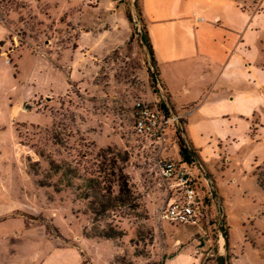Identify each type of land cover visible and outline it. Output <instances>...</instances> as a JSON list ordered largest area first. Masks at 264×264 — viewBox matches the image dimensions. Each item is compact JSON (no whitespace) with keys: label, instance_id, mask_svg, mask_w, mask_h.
<instances>
[{"label":"rangeland","instance_id":"374dc122","mask_svg":"<svg viewBox=\"0 0 264 264\" xmlns=\"http://www.w3.org/2000/svg\"><path fill=\"white\" fill-rule=\"evenodd\" d=\"M135 1L125 13L133 23L117 19L113 30L108 23L92 25L100 51L80 57V85L71 83L66 93L64 72L36 51L52 54L79 35L84 44L95 37L77 30L68 13L55 14L50 3L0 0V51L10 63L0 56V264H164L178 253L170 264L193 258L194 264H218L221 254L224 264H264V190L244 174L250 165L243 158L232 160L216 198L199 167L180 158L195 176L202 217L196 225L158 221L174 190L156 163L173 160V152L177 159L178 148L176 130L167 133L168 156L134 133L135 102L159 105L163 95L134 27ZM254 1L263 8V0ZM86 18L98 21L94 14ZM258 34L255 64L264 65ZM256 83L264 88L262 74ZM257 156L264 157V148L253 150L251 163ZM257 175L264 187V166ZM120 176L128 181L130 201L119 196Z\"/></svg>","mask_w":264,"mask_h":264},{"label":"crops","instance_id":"0c3cea01","mask_svg":"<svg viewBox=\"0 0 264 264\" xmlns=\"http://www.w3.org/2000/svg\"><path fill=\"white\" fill-rule=\"evenodd\" d=\"M41 1L50 3L55 14L68 13L77 30L95 37V41L92 39L84 44L83 36L79 35L75 42L52 54L36 51L52 67L64 72L67 93L71 83L79 84L80 57L86 60L100 51V36L95 34L92 25L108 23L109 30H113L117 19L126 24V9H130L135 0H127L128 6L122 0ZM139 2L160 90L169 95L178 120L183 121L185 136L200 160L195 165L203 175L202 180L209 183L216 198L215 190H223L232 160L243 158L244 163L250 165L244 174L250 176L255 189L263 191L257 172L264 166V157H254L251 163L249 156L254 149L264 148V88L257 90L256 83V74L260 73L264 85V65L255 64L254 41L256 33L264 36L261 26L264 0L263 8L254 0L248 5L239 0ZM88 13L96 15L98 21L86 18ZM0 56L5 59V64H10L5 52L0 51ZM240 84L245 89H240ZM170 129L174 133L177 130L175 120ZM174 143L177 146L176 140ZM170 157L173 161L180 160L179 152L177 159L174 152ZM58 250L61 249L54 251ZM179 254L164 264L175 261ZM195 262L193 258L190 264ZM90 264L94 263L90 261ZM106 264H114L113 259Z\"/></svg>","mask_w":264,"mask_h":264},{"label":"built area","instance_id":"2783aa9c","mask_svg":"<svg viewBox=\"0 0 264 264\" xmlns=\"http://www.w3.org/2000/svg\"><path fill=\"white\" fill-rule=\"evenodd\" d=\"M132 118L136 136L150 142L162 155L169 142L167 133L174 118L166 117L159 105L143 101L135 102ZM156 166L161 179L169 182L174 190L172 200L161 208L158 221L172 225H196L202 217L204 203L195 190V176L177 161L159 158Z\"/></svg>","mask_w":264,"mask_h":264},{"label":"trees","instance_id":"16d2710c","mask_svg":"<svg viewBox=\"0 0 264 264\" xmlns=\"http://www.w3.org/2000/svg\"><path fill=\"white\" fill-rule=\"evenodd\" d=\"M134 4L136 5V1L134 2ZM136 14H137V21H138L139 28H140L139 31L142 35L143 40H144V45H145L144 49H145L147 55H149V58L151 60V66L149 65L151 72L154 71V73L157 77V80L159 82V78H158L159 75H158L156 62H155L154 55H153V50H152L151 44L149 42L146 29H145L144 24H143L140 8L137 9V6H136ZM126 17L130 23H133L130 11L127 12ZM165 100H169V95L166 92H163V95L159 101V107L163 110V112L165 113V116L170 118L172 115H171L169 109L167 108V106L165 104ZM169 102H170V100H169ZM179 122L181 124V128H182V131H183V134L185 137V142L188 144V147L195 153L193 146L191 145V143L189 142V140L185 136V129H184L183 121L179 119ZM175 136H176L179 156H180L182 162H185V163H188L191 165H195L196 161H200L198 156L196 155V153H195V158L191 157L190 153L188 152L187 148L184 145V142L179 137L177 130H176ZM258 181H259V178H258ZM118 192H119V196L124 197L126 201L131 200L132 193H131V190H130L129 185H128V181H127L125 176H120V178H119ZM80 255H81V257H84L82 253H80ZM82 264H86V262L83 261Z\"/></svg>","mask_w":264,"mask_h":264},{"label":"water","instance_id":"95a60500","mask_svg":"<svg viewBox=\"0 0 264 264\" xmlns=\"http://www.w3.org/2000/svg\"><path fill=\"white\" fill-rule=\"evenodd\" d=\"M134 27L136 29L139 28V24L138 22H135L134 23ZM137 36L140 40V43L142 44V46L144 47V40L142 38V35L140 33V31L137 32ZM147 54V53H146ZM147 60H148V64L151 66V60L149 58V55H147ZM151 78H152V81H153V84L155 85L156 89H158V80H157V77L154 73V71L151 72ZM165 104L167 106V108L169 109L172 117L174 118V120L176 121V126H177V131H178V135L179 137L182 139V141L184 142V145L185 147L187 148L188 152L190 153L191 157L195 158V153L188 147V144L185 142V137H184V134H183V131H182V128H181V124L175 114V111L173 110V107L171 106L169 100H165ZM220 229V232H221V235H222V238H223V241H224V245H225V250H224V253L226 252V244H227V239L225 237V234H224V231H223V228L220 226L219 227ZM218 264H224V254H221L219 255L218 257Z\"/></svg>","mask_w":264,"mask_h":264}]
</instances>
